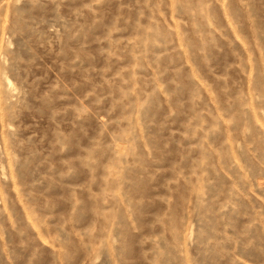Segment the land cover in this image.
Masks as SVG:
<instances>
[{
  "label": "rangeland",
  "instance_id": "obj_1",
  "mask_svg": "<svg viewBox=\"0 0 264 264\" xmlns=\"http://www.w3.org/2000/svg\"><path fill=\"white\" fill-rule=\"evenodd\" d=\"M0 264H264V0H0Z\"/></svg>",
  "mask_w": 264,
  "mask_h": 264
}]
</instances>
